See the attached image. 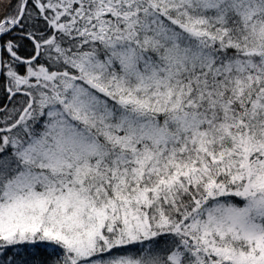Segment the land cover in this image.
I'll return each mask as SVG.
<instances>
[{
	"label": "snow or ice",
	"instance_id": "6c2138e0",
	"mask_svg": "<svg viewBox=\"0 0 264 264\" xmlns=\"http://www.w3.org/2000/svg\"><path fill=\"white\" fill-rule=\"evenodd\" d=\"M0 264H264V0H0Z\"/></svg>",
	"mask_w": 264,
	"mask_h": 264
}]
</instances>
